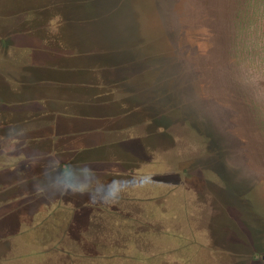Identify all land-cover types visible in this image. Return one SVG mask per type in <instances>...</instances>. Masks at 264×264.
<instances>
[{
	"label": "rangeland",
	"instance_id": "1",
	"mask_svg": "<svg viewBox=\"0 0 264 264\" xmlns=\"http://www.w3.org/2000/svg\"><path fill=\"white\" fill-rule=\"evenodd\" d=\"M14 1L21 10L0 47L33 62L48 49L67 71L108 53L95 79L111 104L124 103L110 107L109 156L66 151L50 175L54 197L31 218L0 216V264H264V0ZM150 92L166 107L154 127L135 125ZM135 139L157 149L130 167L113 149ZM73 142L60 147L81 150ZM16 169L34 181L28 161ZM97 175L105 204L89 198Z\"/></svg>",
	"mask_w": 264,
	"mask_h": 264
},
{
	"label": "flooded vegetation",
	"instance_id": "2",
	"mask_svg": "<svg viewBox=\"0 0 264 264\" xmlns=\"http://www.w3.org/2000/svg\"><path fill=\"white\" fill-rule=\"evenodd\" d=\"M10 1L15 2L14 0H0V35L9 37V40L11 39V36L8 31L14 32V29L11 30L13 28L12 26H15L14 23H12L14 12L21 10L20 6L18 7L16 5L17 7H15V5L9 3ZM91 43H95L97 47L99 46L97 37H93ZM138 47H141V45L139 44L136 46V49ZM28 54L29 53L21 52L18 49L17 52L11 55L9 49L6 47H0V150L2 149L1 146L3 144H7L12 150L18 148L24 150V153L20 156L11 155L9 157H3L0 155V159H2L3 162H9V160L13 161L10 165L0 166V216H5L9 219L31 218L40 205L48 202L45 197H54L57 193L56 190L52 191L50 189L49 182L51 181V173L56 172L55 165L63 155H66V151H72L73 154L75 153L74 156L77 154L79 155L82 152V150H78L76 147H73L72 149L65 146L64 148L60 147V143L65 141L73 142V140L75 141L72 145L76 142L77 146V138L79 136L78 127L70 125L69 129H71V131L74 128L72 132L64 133L61 131H54V128L60 126L63 119L61 107L63 104L66 106L68 101L75 103L79 93L75 90L72 93L62 91L57 86H47L45 82L48 80L36 81L40 77V71L50 72V77L60 71L57 70V67L52 68V66L56 65L54 62H49L50 69L48 70L40 68V66L43 65L45 69V65L43 64V60L46 58L45 54L37 56L39 62H33ZM108 56V53L103 54L101 61L97 59V55L90 54V56H88L87 60L89 61L86 63L87 66L86 68H83L85 70L90 69L91 71L87 76L88 81L93 79L94 71H97L98 73L100 72L104 78L106 77V72H108V70L105 68L110 65V63L105 64L104 67V63L102 64V62H105V59H107ZM111 56L112 58H115L114 55ZM75 63L76 64H73L72 66V71L81 72L83 69L80 68L84 66V63L81 61H76ZM100 65H102V68ZM31 81H34V83H30ZM140 81H142V79L138 78L134 82L141 83ZM31 86H33V88H38L35 95L36 100L30 98L32 95L30 92ZM91 89L92 92L88 95L93 96L96 94L92 99L94 102L99 103H96V107L111 106L110 96L104 95V92L106 91L105 88H98V91L95 92V90H93V84L91 83ZM153 95L156 96V94H152V92L146 94V97L149 98V100L143 105L145 107V112H143L147 113L148 117L146 118V115L143 112L139 113L137 117H135L136 120H132V123L139 126L151 125L154 127L155 120H157L158 108L163 102H161V105L158 104L157 99H153ZM120 101L116 105H112L117 107L123 105L124 100L121 99ZM106 102L108 104H105ZM162 106L165 105L163 104ZM74 111L75 109L72 107L71 113H74ZM73 117V115L70 116V119L72 120ZM68 120L69 117L66 116L65 128H67L69 124ZM117 121H122L123 124L127 123L126 118L123 120L121 119L120 121L118 118ZM105 128V126L102 128L105 130V132L101 133L102 137L98 133L99 137H101V142L97 140V146L100 144L102 146H99L100 148L94 147L95 142L92 141L93 147H91L92 143L90 142L86 147L85 151L88 152V160H92V163L103 161L104 159H102V157L111 154L109 152V147L106 148V151L105 147L109 144V140L114 138V133H109L110 129ZM109 135L112 137L109 138ZM135 140H133V146H131V143L126 145L127 149H124L123 147L113 149L115 150L113 152H115L116 158H118L116 160L123 162L124 165H130L131 167L134 165L133 163L142 159L146 151L150 153L157 149L156 145L152 142H149L148 144L150 149H144L138 140ZM4 141H6V143H4ZM95 153L99 155L94 156ZM203 154L205 153H202L200 157L203 156ZM100 157L102 160H99ZM22 160H26L29 165L31 163V165L35 166L33 175L34 181H32V183H30L29 180L22 178V180H20L17 178L16 167L19 161ZM79 161H81V159ZM104 177H106V175H102L101 177L97 175L93 179L90 178L86 185L88 187V192L91 193L89 198L102 204L107 203L106 200L111 198L108 196V191H104L106 187V184L103 182ZM94 183L100 184L99 186H95ZM199 185H201V183H199ZM95 188L99 189L96 190ZM116 198L122 204L133 202L135 200L134 198L132 199V197L131 199H126L124 196L122 197L120 195ZM216 198L217 197H215V199ZM49 201L51 200L49 199ZM1 211H3V213ZM100 211L103 212V214L106 213L104 209H100ZM41 245H43V243ZM60 246L64 247V245Z\"/></svg>",
	"mask_w": 264,
	"mask_h": 264
},
{
	"label": "crops",
	"instance_id": "3",
	"mask_svg": "<svg viewBox=\"0 0 264 264\" xmlns=\"http://www.w3.org/2000/svg\"><path fill=\"white\" fill-rule=\"evenodd\" d=\"M43 54L46 55V58H44V60H47L48 62H52L54 61V63H56V65L58 66V60L60 58H62L61 56H58V55H55L54 53H52V51H49L48 49L47 50H44L43 51ZM48 58V59H47ZM55 65V66H56ZM52 68H54L52 66ZM50 69V66L48 65L46 67L45 65V69L44 70H48ZM59 70L60 72L59 73H55V75H51L50 77V72L48 71H40V79L38 78V80L36 81H40V80H43V81H47L45 82L47 84V86H57L59 87L62 91H68L67 90V86L68 85H71L72 87L74 85H80L82 87V89H78V92H79V96L78 98L76 99L77 101L74 102H71V101H68V104L65 106L63 104V106L61 107V113H62V121L60 123V126H57L54 128V131H61V132H70L71 129H69V126L70 125H73L74 127H78V131H79V136L78 137H81V139L83 140L84 144H86V146H88L89 142L92 143L93 145V142L94 141L95 143V147L98 145L97 144V140L101 142V133L102 132H105V130H103V126H105L106 128L105 129H110L109 130V133H116L115 129L114 128H108V124H106L110 118V107H117V106H114L112 105L111 103V106H106V107H96V103L97 102H94L93 99V96H95L96 94H94L93 96H90L88 95L89 93L92 92V89H91V83L93 84V90H95V92L98 91V88H101L100 86H98V81L95 79V75L96 76H99L100 73H98L97 71H94V77L93 81L91 80H87V76L88 74H90V69L89 70H81V72H75V71H72V70H65V69H57ZM45 72V73H44ZM52 76H55V77H52ZM55 80H64L66 82H71V83H68V84H65V86L61 85V83H58L57 81ZM30 83H34V81H31ZM63 88V89H62ZM38 90L37 87L33 88V86L30 87V92H31V99L33 100H36L35 99V95H36V91ZM74 87H73V90L70 91V93L74 92ZM69 92V91H68ZM108 93V92H107ZM88 96V97H87ZM73 101V100H72ZM94 102V103H92ZM99 104V103H97ZM105 104H108L107 102ZM67 106H70V109H67ZM76 106V107H75ZM93 106V108H92ZM102 106V105H100ZM72 107L75 109L74 113H71V110H72ZM74 116L73 119L71 120L70 119V116ZM66 116L69 117V124L67 126V128H65V121H66ZM75 118H76V121H75ZM80 123H79V121ZM105 123V125H104ZM117 123H119L117 121ZM90 126V127H89ZM74 130V128L72 129V131ZM71 131V132H72ZM92 132H95V133H92ZM92 133V134H91ZM101 137H99V135ZM115 136V134H114ZM112 139H110L109 141H111ZM75 141V140H74ZM66 142V141H65ZM100 147L102 146L101 144L99 145ZM110 148V144H108L105 148Z\"/></svg>",
	"mask_w": 264,
	"mask_h": 264
},
{
	"label": "trees",
	"instance_id": "4",
	"mask_svg": "<svg viewBox=\"0 0 264 264\" xmlns=\"http://www.w3.org/2000/svg\"><path fill=\"white\" fill-rule=\"evenodd\" d=\"M124 1V0H123ZM126 1H128V0H126ZM130 2L132 1L133 2V0H129ZM136 3V2H135ZM132 4H134V3H132ZM121 27H123V26H121ZM126 28H128V27H126ZM67 109H70V106H67ZM77 143H79V149H81L83 152L86 150V144H84V142H83V140L81 139V137H78L77 138ZM77 147H78V144H77Z\"/></svg>",
	"mask_w": 264,
	"mask_h": 264
},
{
	"label": "water",
	"instance_id": "5",
	"mask_svg": "<svg viewBox=\"0 0 264 264\" xmlns=\"http://www.w3.org/2000/svg\"><path fill=\"white\" fill-rule=\"evenodd\" d=\"M143 19V18H142Z\"/></svg>",
	"mask_w": 264,
	"mask_h": 264
}]
</instances>
